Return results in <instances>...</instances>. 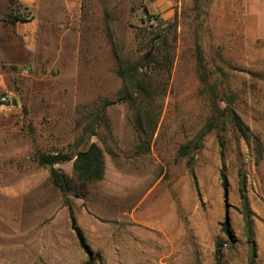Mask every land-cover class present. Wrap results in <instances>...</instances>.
<instances>
[{"label":"rangeland","instance_id":"rangeland-1","mask_svg":"<svg viewBox=\"0 0 264 264\" xmlns=\"http://www.w3.org/2000/svg\"><path fill=\"white\" fill-rule=\"evenodd\" d=\"M17 10L26 22L13 23ZM155 48L172 69L150 151L135 155L142 143L126 104L108 106L85 135L122 87L115 52L135 61ZM1 97L0 264H86L69 209L94 264H264V0H0ZM215 107L233 109L247 131L227 125L222 155L209 132L190 154L198 196L177 149L194 147ZM91 143L104 175L83 183L73 161ZM57 154L67 195L37 161Z\"/></svg>","mask_w":264,"mask_h":264},{"label":"trees","instance_id":"trees-1","mask_svg":"<svg viewBox=\"0 0 264 264\" xmlns=\"http://www.w3.org/2000/svg\"><path fill=\"white\" fill-rule=\"evenodd\" d=\"M12 21L13 23H24L27 20L23 13L17 10ZM151 43L152 41L150 40L147 42V45H150ZM194 56L196 72L201 80V84L206 85V65L198 45H196ZM115 60L117 65L115 73L121 80L122 87L113 101H104L95 108L98 111L97 115L93 117L90 123L85 124L82 130L85 135H95V127L98 126L97 122L105 118L106 108L114 104H126L133 113L132 128L136 134L137 140L142 143H139L136 147L135 155H144L150 151L151 141L157 127L161 106L156 104V100L163 97L169 88L172 55L162 54L159 49L155 48V50H153L148 56L146 55L132 61L122 55L120 51H116ZM212 85L216 86V81H213ZM211 92L215 95L214 88H211ZM220 92H222V90ZM222 115L223 116L219 114L218 108L215 107L208 116L202 131L198 134V139L194 147L191 148L188 144H183L177 149L178 155L183 158H188L191 156L190 154L192 152L197 153L202 147L203 138L209 132H215L222 155L225 146L224 132L226 126L229 124L234 126V130L240 132L241 136H246L245 132L247 129L242 127L240 120L233 109L226 111V113H222ZM224 116L225 118L221 121L220 118ZM65 160L66 157L58 154L37 156V161L41 166H48L50 168L51 183L63 195H67L71 191L72 185L68 177L54 168V165L64 162ZM193 163V157L187 159L189 176L192 180L193 187L199 196ZM73 172L76 178L83 183L100 181L104 175L103 150L95 143H91L85 149L79 151L75 155L73 161ZM220 183L225 195L228 189V182L224 169H221L220 171ZM242 199L246 238L247 242L252 244V230L248 205L246 199H244V197H242ZM69 218L71 229L74 231L80 247L84 249L89 256L86 264H94V259L91 258L88 249L84 245L82 234L76 226L71 209H69ZM222 226L223 230L228 234V221L225 220Z\"/></svg>","mask_w":264,"mask_h":264},{"label":"built area","instance_id":"built-area-1","mask_svg":"<svg viewBox=\"0 0 264 264\" xmlns=\"http://www.w3.org/2000/svg\"><path fill=\"white\" fill-rule=\"evenodd\" d=\"M0 101H1L2 103H6V102H7V98H6V97H1V98H0Z\"/></svg>","mask_w":264,"mask_h":264},{"label":"water","instance_id":"water-1","mask_svg":"<svg viewBox=\"0 0 264 264\" xmlns=\"http://www.w3.org/2000/svg\"><path fill=\"white\" fill-rule=\"evenodd\" d=\"M226 201H227V192H226V194H225V203H226ZM225 220L228 221L227 213H226V218H225Z\"/></svg>","mask_w":264,"mask_h":264},{"label":"crops","instance_id":"crops-1","mask_svg":"<svg viewBox=\"0 0 264 264\" xmlns=\"http://www.w3.org/2000/svg\"><path fill=\"white\" fill-rule=\"evenodd\" d=\"M29 2H30V0H29Z\"/></svg>","mask_w":264,"mask_h":264}]
</instances>
